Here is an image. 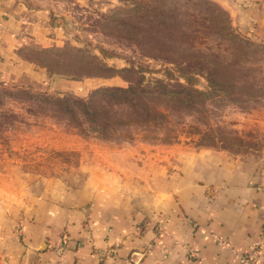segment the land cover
<instances>
[{
    "label": "rangeland",
    "instance_id": "rangeland-1",
    "mask_svg": "<svg viewBox=\"0 0 264 264\" xmlns=\"http://www.w3.org/2000/svg\"><path fill=\"white\" fill-rule=\"evenodd\" d=\"M61 2L59 42L22 51L47 80L0 83V244L34 197L94 172L131 175L181 147L264 157V0ZM127 68L133 84L165 93L150 100L162 114L139 109L137 124L103 132L35 97L126 87L111 75Z\"/></svg>",
    "mask_w": 264,
    "mask_h": 264
},
{
    "label": "crops",
    "instance_id": "crops-1",
    "mask_svg": "<svg viewBox=\"0 0 264 264\" xmlns=\"http://www.w3.org/2000/svg\"><path fill=\"white\" fill-rule=\"evenodd\" d=\"M61 8L0 0V83L47 80L22 51L59 42ZM132 168L34 197L0 264H240L254 242L264 250V157L181 147Z\"/></svg>",
    "mask_w": 264,
    "mask_h": 264
},
{
    "label": "trees",
    "instance_id": "trees-1",
    "mask_svg": "<svg viewBox=\"0 0 264 264\" xmlns=\"http://www.w3.org/2000/svg\"><path fill=\"white\" fill-rule=\"evenodd\" d=\"M125 72L138 75L134 69L127 68L118 70L111 76H120L128 81L129 85L126 87L119 85L99 87L87 97H54L45 94H37L35 97L57 107L70 119L78 121L83 118L91 124H97L103 132L118 130L114 128H127L129 124H137L139 120L137 118L143 113L149 115L153 111L156 114H162L151 104L150 100L156 94L165 93H161L157 87H139L133 84V81L124 75ZM214 80L216 79L210 77V82ZM139 109L144 112H140ZM125 118H128L127 121ZM116 122L117 127L113 125Z\"/></svg>",
    "mask_w": 264,
    "mask_h": 264
},
{
    "label": "built area",
    "instance_id": "built-area-1",
    "mask_svg": "<svg viewBox=\"0 0 264 264\" xmlns=\"http://www.w3.org/2000/svg\"><path fill=\"white\" fill-rule=\"evenodd\" d=\"M68 241L67 236H64L63 242L66 245ZM190 253L195 255L196 252L193 249H190ZM264 258V250L262 249L261 242H254L250 249L246 252L239 253L238 259L240 264H261V261ZM163 264V263H158Z\"/></svg>",
    "mask_w": 264,
    "mask_h": 264
},
{
    "label": "water",
    "instance_id": "water-1",
    "mask_svg": "<svg viewBox=\"0 0 264 264\" xmlns=\"http://www.w3.org/2000/svg\"><path fill=\"white\" fill-rule=\"evenodd\" d=\"M53 79H55V77Z\"/></svg>",
    "mask_w": 264,
    "mask_h": 264
}]
</instances>
